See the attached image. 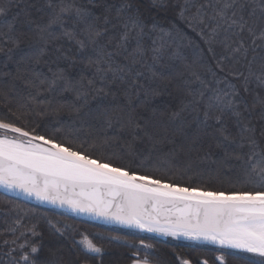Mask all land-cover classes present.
I'll return each instance as SVG.
<instances>
[{"label": "snow or ice", "instance_id": "obj_1", "mask_svg": "<svg viewBox=\"0 0 264 264\" xmlns=\"http://www.w3.org/2000/svg\"><path fill=\"white\" fill-rule=\"evenodd\" d=\"M13 3L0 0V52L19 53L14 72L0 70V190L264 264V0H35V16L30 0H15L19 11L2 19ZM165 93L172 106L140 111ZM113 149L169 177L199 175L197 162L218 151L217 176L234 190L134 172L113 163ZM23 216L6 229L8 264H40L42 232ZM49 253L43 264H79Z\"/></svg>", "mask_w": 264, "mask_h": 264}, {"label": "trees", "instance_id": "obj_2", "mask_svg": "<svg viewBox=\"0 0 264 264\" xmlns=\"http://www.w3.org/2000/svg\"><path fill=\"white\" fill-rule=\"evenodd\" d=\"M34 2L35 0H30L28 7L35 16L39 14L36 13L35 8H31V3ZM17 11L19 9L15 7L14 0L13 6L9 9L6 18L2 19L11 21ZM23 18L22 14L20 20L22 21ZM174 19V14L169 12L167 19L161 22L167 23ZM16 27L24 31L27 30L20 23H17ZM4 30L6 31L7 29L5 28ZM193 40H196L195 36H193ZM186 54L189 59L196 57L194 48L187 49ZM18 59L19 53L15 54L12 60H8L4 53L0 52V70L14 72L16 68L15 61ZM203 59L205 63H208L207 56H204ZM41 67L43 68V65ZM44 71H47V69L44 68ZM252 87H255V85H252ZM174 103L175 100L165 93L162 96L149 100L145 108L140 109V111L145 115H150V109H155L159 112L166 107L172 106ZM40 125L42 132L51 134V128L47 122L40 121ZM111 131L109 130V132ZM57 135H62V133H58ZM113 151L116 152V155L111 157L113 163L127 167L134 172H144L149 175L155 174L157 177L166 180L171 178L172 182L179 184L201 185L215 190H234L232 181L217 176L215 170L218 166L215 161H218L222 155L218 151L211 152L208 159L197 162V168L201 170L199 175L189 176L174 172L171 177H169L168 173L143 167L139 159L121 154L119 149H113ZM94 154L98 155L99 153ZM138 165L141 166L138 167ZM239 187L240 185H236V188ZM17 212L27 213V216L22 217L25 224L35 222L39 225V229L42 232V241L38 242H42L43 245L42 251L37 254V260L40 264H43V261L49 257L50 248L61 249L66 261L76 259L79 261V264H132L133 258L139 257L140 259H144L147 252L152 253V255L147 256L150 264H181L180 258L189 259L192 264H200L204 260H207L208 264H218L216 257L222 254L224 255L225 264H259L261 259L249 253L229 249L222 250L216 247L198 245L91 222L65 212L45 208L22 198L4 194L0 190V264H8L11 259L7 255L9 248L4 244V241L7 239L10 244L11 240L14 239V237L6 232V229L9 225L13 224ZM49 220L52 224L57 225V227H61L65 234L61 236L58 233H54V230L47 223ZM116 237L119 238L117 239ZM85 239L91 240L100 247L102 253L100 255L86 253L81 246ZM141 240L152 247L142 249ZM133 245L135 247H132Z\"/></svg>", "mask_w": 264, "mask_h": 264}, {"label": "water", "instance_id": "obj_3", "mask_svg": "<svg viewBox=\"0 0 264 264\" xmlns=\"http://www.w3.org/2000/svg\"><path fill=\"white\" fill-rule=\"evenodd\" d=\"M1 191H2V190H1ZM8 194H9V193H8ZM9 195H12V196H15V197H18V198H22V199H24V200H27V199H26L25 197H23V196H17V195L11 194V193H10ZM27 201L32 202V203H35V204H38V205H41V206H43V207H45V208H48V209H53V210H57V211H61V212H65V213L70 214V215H72V216H74V217L81 218V219H85V220H88V221H91V222H95V223H99V224H103V225H107V226L120 227V226H118V225L105 224V223H103L102 221H99V220L93 219V218L88 217V216H86V215H77V214H74V213H72V212H69V211H67V210H65V209H60V208L52 207V206H50V205H42V204H40L39 202L35 201L34 199H32V200L29 199V200H27ZM120 228H122V227H120ZM124 229H127V228H124ZM129 230H133V229H129ZM133 231L141 232V231H139V230H135V229H134ZM141 233H146V232H141ZM146 234L154 235V236H158V235L153 234V233H146ZM159 237H162V236H159ZM164 238H171V237H164ZM171 239H173V238H171ZM175 240H179V241H184V242L194 243V244H198V245L211 246V247H216V248H218L217 246L208 245V244H202V243H197V242H195V241H189V240H185V239H182V238H180V239H175ZM229 250H231V249H229ZM234 251H237V250H234ZM238 252H239V251H238Z\"/></svg>", "mask_w": 264, "mask_h": 264}, {"label": "rangeland", "instance_id": "obj_4", "mask_svg": "<svg viewBox=\"0 0 264 264\" xmlns=\"http://www.w3.org/2000/svg\"><path fill=\"white\" fill-rule=\"evenodd\" d=\"M10 194V193H9ZM27 200H29V199H27ZM134 230V229H133Z\"/></svg>", "mask_w": 264, "mask_h": 264}, {"label": "bare ground", "instance_id": "obj_5", "mask_svg": "<svg viewBox=\"0 0 264 264\" xmlns=\"http://www.w3.org/2000/svg\"><path fill=\"white\" fill-rule=\"evenodd\" d=\"M183 239V238H182Z\"/></svg>", "mask_w": 264, "mask_h": 264}, {"label": "flooded vegetation", "instance_id": "obj_6", "mask_svg": "<svg viewBox=\"0 0 264 264\" xmlns=\"http://www.w3.org/2000/svg\"><path fill=\"white\" fill-rule=\"evenodd\" d=\"M133 264V263H132Z\"/></svg>", "mask_w": 264, "mask_h": 264}]
</instances>
